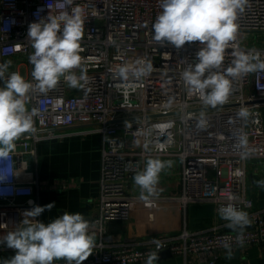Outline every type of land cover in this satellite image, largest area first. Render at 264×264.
Segmentation results:
<instances>
[{
	"label": "built area",
	"instance_id": "2783aa9c",
	"mask_svg": "<svg viewBox=\"0 0 264 264\" xmlns=\"http://www.w3.org/2000/svg\"><path fill=\"white\" fill-rule=\"evenodd\" d=\"M62 3L0 0V63L12 62L5 79L18 72L36 83L29 63L34 51L28 40L30 24L48 15L71 13L77 6L84 20L82 67L89 78L84 88H71L61 78L56 88L33 91L26 97L28 110H37L35 131L22 134L7 161L0 160V176H10L0 183V236L22 228L19 217L38 206L34 199L37 181L28 169V162L36 163L37 143L55 137L59 130L79 126L85 133L100 134L103 140L97 212L89 221V234L96 242L83 264H146L151 253L159 255L162 251L182 258L190 256L196 264H215L221 252L229 251L225 243L230 244L231 252L264 244V219L260 211H253V202L245 194L246 159L264 156V127L256 104L264 100V70L230 78L228 101L216 107L205 105L199 95L189 93L182 76L189 65L198 62L199 42L177 49L153 39L152 25L162 11L161 0H73L72 5L63 7ZM236 23L237 36L226 49L221 71L232 65L235 50L258 52L264 61V47L252 37L264 33V0H248ZM247 35L254 39L249 46L242 40ZM138 60L151 63L148 75L136 78L130 73L127 80L116 75L120 66ZM73 71L81 74L80 69ZM3 84L0 80V87ZM242 108L249 113L246 120L237 117ZM239 132L247 137L243 148L237 147ZM245 152L246 157L242 156ZM151 157L181 160L182 190L171 199L183 207L209 201L217 216L219 208L229 203L247 212L250 223L242 230L243 243L237 242L240 229L233 231L223 224L157 237L159 247L154 239L140 245L107 242L108 224L127 221L132 203L141 200L127 191L132 178ZM230 195L235 199L229 200ZM29 220L36 222L38 217Z\"/></svg>",
	"mask_w": 264,
	"mask_h": 264
},
{
	"label": "clouds",
	"instance_id": "9594fccd",
	"mask_svg": "<svg viewBox=\"0 0 264 264\" xmlns=\"http://www.w3.org/2000/svg\"><path fill=\"white\" fill-rule=\"evenodd\" d=\"M72 4L73 0H63L61 6ZM247 4L248 0H161L162 11L152 25L153 39L167 42L177 49L186 43L199 42L198 62L189 65L182 76L189 93L199 95L205 105L216 107L228 101L232 92L230 78L264 70L260 53L235 50L232 65L221 71L226 49L237 36L238 14L244 12ZM81 11L77 6L72 8L71 13L64 11L58 17L48 15L46 19L30 24L28 40L34 51L29 56V63L33 66L31 76L35 84L18 72L10 73L5 79L12 62L0 63V80L4 81L0 87V160L7 161L15 149V141L22 134L35 131L33 117L37 115V110L33 108L29 111L26 106V97L30 92L43 93L54 89L61 78L71 88H84L88 83L87 69L82 67L83 58L80 55L84 26ZM74 69H80L81 74L77 76ZM151 71V63L138 60L135 64L120 66L116 75L127 80L130 73L139 78ZM248 115L243 108L237 113L238 118L245 120ZM236 138L238 148L247 145V137L242 132L237 133ZM242 156L246 157L247 153H242ZM165 166L161 160L149 158L145 168L133 177L134 183L141 189L140 199L148 201L156 194L159 173ZM9 177L0 176V183ZM257 184L264 187V180ZM228 199L235 197L230 195ZM54 206V203L34 206L25 215L37 218ZM218 212L228 222L226 227L233 231L241 230L237 242L242 244V230L250 223L248 213L238 210L232 203L222 206ZM22 223L24 227L8 233L0 241L15 250V255L5 259L3 264H53L62 259L67 264H83L93 253L95 243L93 235L89 234L90 223L81 213L64 212L47 224L29 219H24ZM153 242L159 247V241L154 239ZM224 247L231 255L230 244L225 243ZM156 260L157 253H151L146 264H153Z\"/></svg>",
	"mask_w": 264,
	"mask_h": 264
},
{
	"label": "crops",
	"instance_id": "0c3cea01",
	"mask_svg": "<svg viewBox=\"0 0 264 264\" xmlns=\"http://www.w3.org/2000/svg\"><path fill=\"white\" fill-rule=\"evenodd\" d=\"M253 36L259 40L258 46L264 47V33ZM257 106L264 127V100L257 103ZM82 130L84 128L79 126L62 129L57 131L55 137L40 141L36 145V163L28 162L31 177L37 181L34 199L38 206L55 205L51 211L45 210L38 217L40 222L47 224L64 212H78L89 220L97 212L103 140L98 133H85ZM151 158L159 159L166 165L159 173L156 194L148 201L141 199L133 202L127 221L110 222L105 238L107 242L140 245L163 235H176L183 229L195 232L222 224L226 227L228 222L216 215L213 203L190 202L183 207L178 201L171 199L182 190V162L179 158ZM245 174L246 197L252 200L253 211H260L264 219V187L257 184L264 180V156L248 157ZM140 191L132 178L127 194L140 197ZM19 219L29 217L21 216ZM0 237L3 239L5 235ZM1 238L0 241H3ZM93 238L95 243L96 238ZM161 253L163 254L153 264H196L190 256L182 258L167 251ZM14 255V249L8 248L6 243H0V263ZM215 264H264V244L251 245L241 251L231 252V255L229 251H223Z\"/></svg>",
	"mask_w": 264,
	"mask_h": 264
},
{
	"label": "rangeland",
	"instance_id": "374dc122",
	"mask_svg": "<svg viewBox=\"0 0 264 264\" xmlns=\"http://www.w3.org/2000/svg\"><path fill=\"white\" fill-rule=\"evenodd\" d=\"M243 42L247 41L248 42V46L251 45L254 42V39L252 37H250V35H247L245 37L242 38Z\"/></svg>",
	"mask_w": 264,
	"mask_h": 264
},
{
	"label": "water",
	"instance_id": "95a60500",
	"mask_svg": "<svg viewBox=\"0 0 264 264\" xmlns=\"http://www.w3.org/2000/svg\"><path fill=\"white\" fill-rule=\"evenodd\" d=\"M259 102H260V101H257L256 104L259 103ZM89 220H90V219H89ZM89 220H88V221H89ZM167 252H168V251H167ZM168 253H169V252H168ZM162 254H163V253H161V254L158 256V258H159Z\"/></svg>",
	"mask_w": 264,
	"mask_h": 264
}]
</instances>
